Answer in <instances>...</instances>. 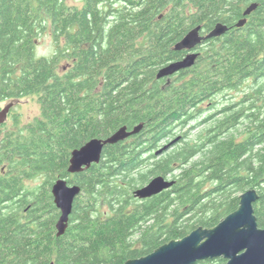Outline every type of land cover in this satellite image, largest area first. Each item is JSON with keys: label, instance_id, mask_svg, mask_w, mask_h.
I'll return each mask as SVG.
<instances>
[{"label": "trees", "instance_id": "16d2710c", "mask_svg": "<svg viewBox=\"0 0 264 264\" xmlns=\"http://www.w3.org/2000/svg\"><path fill=\"white\" fill-rule=\"evenodd\" d=\"M82 2L0 0V103L37 95L40 106L33 123L0 127V264H124L197 227L214 228L250 189L264 229V96L225 105L197 142L155 154L203 115V104L213 109L217 97L251 84L264 92V0ZM219 23L227 33L196 47L191 68L157 79L185 57L174 48L186 34ZM48 30L58 50L36 57ZM60 58L69 62L64 70ZM242 122L250 124L237 140L231 131ZM140 124L137 135L105 147L98 165L68 173L73 150ZM155 176L175 184L136 199L134 190ZM58 178L81 189L60 237L50 194Z\"/></svg>", "mask_w": 264, "mask_h": 264}, {"label": "water", "instance_id": "95a60500", "mask_svg": "<svg viewBox=\"0 0 264 264\" xmlns=\"http://www.w3.org/2000/svg\"><path fill=\"white\" fill-rule=\"evenodd\" d=\"M255 6L253 4L244 11V18L256 9ZM244 24V19L240 20L237 28L243 27ZM227 31L228 28L219 23L213 31L205 35H201L200 26L186 34L174 48L177 51H186L185 57L183 60L172 62L160 69L156 74L157 79L171 77L175 73L191 68L198 57L196 47L206 40L225 35ZM11 105L13 104L10 103L0 108V127L7 121ZM141 126V124L134 126L131 130L123 126L105 139L88 140L82 147L73 150L70 154L68 173L79 174L89 170L92 165H98L101 161V152L105 147L116 145L137 135L142 129ZM171 144L156 151V156H160ZM174 184V180L155 176L146 185L134 190L133 195L140 201L147 200L170 190ZM80 191L78 186L70 185L65 179L55 180L50 194H52L55 207L60 212L55 231L57 237L65 233L69 224L68 218L72 213V205ZM258 197L255 189L247 190L238 198V209L221 220L214 228L197 227L184 238L165 243L149 255L128 260L124 264H195L200 261L217 259L226 261L224 264H264V229L256 224L253 211Z\"/></svg>", "mask_w": 264, "mask_h": 264}, {"label": "rangeland", "instance_id": "374dc122", "mask_svg": "<svg viewBox=\"0 0 264 264\" xmlns=\"http://www.w3.org/2000/svg\"><path fill=\"white\" fill-rule=\"evenodd\" d=\"M67 5L70 7H77L78 9L82 7V0H66ZM62 46V43L60 47ZM58 50L57 45L53 41V37L51 36V32L48 30L45 34L42 35V37L39 38L37 41L36 49H35V55L36 57H52L55 55V52ZM69 62L65 60L64 58H60V62L57 65L60 70H64L68 65ZM258 86L255 84H251L250 87L243 88L239 93L235 92H230L228 94H224L220 97H217L215 107L213 109H209L208 103L202 105V111L204 112L202 116H199L194 122L190 124L189 128H185L183 130H177L175 133V136L172 137V139H169L165 142L162 143V148L165 146H169L167 150H174L177 148L178 145H182L184 141H189L191 143L197 142L199 139V136L204 133L207 128L209 129L211 127V122L216 119L222 118L223 114L220 110L225 105L229 104H237L241 103L244 98L248 95H251L256 99V97H263L264 92L261 94L256 93L258 91ZM13 104L11 105L10 112L12 113V116L7 118L5 122L6 128H12L13 123L14 127L15 124L18 125V127H23L25 125H28L30 123H33L38 117H40V106L38 105L37 102V95H31L28 97H24L21 99H16V100H6L4 102L0 103V108H3L4 106L8 104ZM255 105L260 106L261 101H257ZM241 107V106H240ZM236 108H239L237 106ZM236 108L232 109V111L236 110ZM211 115H214L213 119L207 120L206 118ZM14 121H13V119ZM206 120V121H205ZM237 130L231 131V135L236 136L237 140H241L245 134L246 129L249 127L250 123L242 122ZM183 138V139H181ZM175 141V142H174ZM197 160V159H195ZM170 180H173L171 178H168ZM42 181V178L35 179V181H27L26 185L29 188H34L38 186ZM210 185H207L206 188H208ZM242 193H239L238 196H240ZM217 260H222V259H217ZM215 261V260H213ZM226 262L222 260V264Z\"/></svg>", "mask_w": 264, "mask_h": 264}, {"label": "flooded vegetation", "instance_id": "af4514ba", "mask_svg": "<svg viewBox=\"0 0 264 264\" xmlns=\"http://www.w3.org/2000/svg\"><path fill=\"white\" fill-rule=\"evenodd\" d=\"M11 112H12V111H11ZM11 112H9L7 118H9L10 116H12V113H11Z\"/></svg>", "mask_w": 264, "mask_h": 264}]
</instances>
